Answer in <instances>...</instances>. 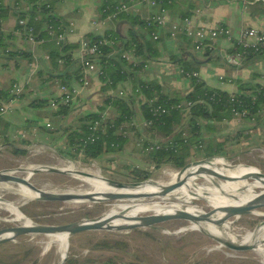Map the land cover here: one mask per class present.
<instances>
[{
  "label": "crops",
  "instance_id": "0c3cea01",
  "mask_svg": "<svg viewBox=\"0 0 264 264\" xmlns=\"http://www.w3.org/2000/svg\"><path fill=\"white\" fill-rule=\"evenodd\" d=\"M32 1L0 0L1 5L9 7L8 15L0 24L1 41L4 44H0V93H2L0 102L5 99L2 98L3 95H8L12 82H19L24 86L23 92L16 97L14 109L0 115V153L16 155L15 149H27L32 145L52 147L56 151L68 149L66 135L78 124V118L85 113L98 111L100 107H103L102 113L105 116L113 115L114 107L106 104L104 98L106 95L118 94L120 89L124 94L130 95L134 109L133 123L143 132L144 118L139 103L144 101L146 96L143 92L136 91L134 81H154L160 85L163 93L184 94L191 89L192 84L190 76L182 70V64L196 69L194 71L197 76L207 85L229 92L236 91L238 89L236 81L248 80L252 71L264 74V54L255 55L246 61L235 52L229 51L232 45L224 36H218L213 45L207 48V52L205 49H195L191 38L180 31L174 35L170 34L171 23L180 22L183 17H189L195 26L224 24L230 28L234 36H237L240 30L249 27L264 32V0H172L162 12L166 18V25L162 27L155 25L152 29L158 33L157 42L152 43L150 48L144 47L142 51L140 50L141 54L133 51L135 46L133 43L148 39L151 32L146 26L139 24L137 19H149L160 11L159 4L132 1L129 10L124 14L108 16L113 5L126 0H83L86 5L84 8L71 3L70 0H42L52 1L56 13L65 19V27H69L65 41L79 42L89 32L99 35L109 32L116 38V46H119L117 49L122 50V55H128V61H133L134 65L141 62V68L131 70L133 72L128 79L104 90L97 64V70L88 73L87 85H82L78 77H75L76 69L81 64L80 45L71 51V58L68 61L64 62L58 58L57 62H54L48 56V42L42 39L30 41L20 33L17 23L18 12L28 10L33 4ZM231 55L236 62L228 59ZM58 74L69 77L70 85L79 89L65 112L50 105L52 98H60L61 93L57 84L61 77ZM258 79L262 80V75ZM36 99H46L47 104L38 105ZM262 111L264 115V108ZM67 115L68 121L62 122V118ZM254 123V119H224L222 122L214 123L216 127L212 130H204L202 135L205 143L215 144L223 141L221 154H224L230 147L232 148L234 142L243 147L248 146V141L254 133H257V137L264 144L262 122L251 129L249 138H243V134L248 131L245 128ZM130 138L132 141L129 151L131 155L141 160L142 156L134 148L135 138L132 134ZM233 149L241 148L238 146ZM110 155L115 153H104V156ZM92 264L100 263L98 261Z\"/></svg>",
  "mask_w": 264,
  "mask_h": 264
},
{
  "label": "rangeland",
  "instance_id": "374dc122",
  "mask_svg": "<svg viewBox=\"0 0 264 264\" xmlns=\"http://www.w3.org/2000/svg\"><path fill=\"white\" fill-rule=\"evenodd\" d=\"M70 2L79 4L83 8L86 6L83 0H70ZM48 116L54 120L51 115ZM62 119V122H65L69 117L67 115ZM131 141L130 138L123 149L115 153V160L111 162L99 158L84 160L81 155L72 157L62 154L52 147L32 145L27 148L25 153L16 155L0 153V169L14 168L19 165L61 167L71 164L74 169H83L92 173L99 172V175L121 181H132L137 179L127 176L130 175L128 174L130 169H127L126 166L135 165L147 167L150 171L149 178L153 177L163 182L169 180L168 172L178 170L168 164L155 168L143 163L137 156L131 155L129 151ZM238 146L241 148L240 150L233 149ZM217 157L225 162L229 161L230 164H236L230 168L242 173L254 169L255 166L264 171V144L257 137V133L250 137L248 146L243 147L234 142L228 152L216 154L212 158ZM196 158L201 157L189 158L187 161ZM238 163L252 165L246 166ZM30 180L37 186L57 191L70 190V188L71 190L87 189L85 181L70 173L39 171L31 174ZM244 180L257 195L263 190L259 186L258 180ZM11 185L8 186L0 182V199L17 204L16 211L19 214L12 216L7 209L0 205V227L24 223L26 221L23 218L49 224L91 219L102 215L109 205L117 200L93 202L24 199L20 191L13 188L15 185ZM207 193L209 194L204 197L193 199V204L201 206L207 212L217 206L245 205L233 202L226 197L227 194H245L237 184H223ZM218 213L227 214V211L218 210L212 214ZM231 216L234 217V219L232 218V227L235 231L240 228H245L253 233L264 231V205L253 208L247 213H236ZM186 224H188V220L174 217L131 229H88L67 235L64 253H66V257L70 255L78 261L74 260L73 264H92L98 261L100 264H264V254L255 251L252 244L249 243L250 247L247 249H233L223 243L220 244L219 240L202 229L176 231ZM46 240L47 236L44 233H24L0 243V264H61L66 257L64 259H62L63 256L62 258L58 257L57 242H51L47 248H44ZM113 240H118V242L112 246L108 243L107 245L97 244V242Z\"/></svg>",
  "mask_w": 264,
  "mask_h": 264
},
{
  "label": "trees",
  "instance_id": "16d2710c",
  "mask_svg": "<svg viewBox=\"0 0 264 264\" xmlns=\"http://www.w3.org/2000/svg\"><path fill=\"white\" fill-rule=\"evenodd\" d=\"M32 2L33 4L28 10L18 12L17 18L22 17L25 19L26 24L32 27L35 38L48 42V56L52 61L57 62L58 58L64 62L68 61L71 58V51L79 47L81 41L55 43L54 38H51L48 34V25L56 31L61 30L66 25L65 19L56 13L52 1L33 0ZM171 2L172 0H156L159 8H165ZM8 13L9 7L0 4V24ZM121 13L124 14V12ZM137 22L146 26L150 32L155 26L151 19H137ZM105 36L113 37L115 43L102 45L101 53L95 59L96 64L99 66L98 75L103 81V90L107 89L108 86L115 87L120 81L128 79L134 70H139L142 66L141 62L134 65L133 61H128L122 55V50L117 49L119 46H116V38L112 33L106 32ZM101 37L99 34L89 32L84 35V40L95 41ZM157 38H153L149 33L148 39L138 41V43L134 41L133 51L141 54L140 50L142 51L144 47L146 49L150 48L152 43L157 42ZM1 39L2 32L0 31V44L4 45ZM115 49H117L116 52ZM244 49L240 43L234 42L229 51L241 54ZM205 50L208 52L207 48ZM263 54L262 52L242 54V57L248 61L255 55ZM151 56L153 57V55ZM182 66L183 71L196 70L185 66V64H182ZM80 67H82L81 64L76 69V78L81 74L82 68ZM261 75L264 78V74L252 71L248 80H237L238 89L234 92L209 86L198 76L190 75L192 87L181 95L163 93L160 85L154 81L135 80L133 86L136 91L143 92L146 96L145 100L139 103L144 118L143 132L133 123L134 109L130 95L124 93L122 95H106L104 101L114 107L115 113L111 116H105L102 113L103 107H100L98 111L81 115L78 118V124L67 132L66 144L68 149H62L59 152L72 157L81 154L84 160L99 158L111 162L114 160L115 155L104 156V153H116L122 150L129 141L130 134H132L135 138L134 148L142 156L141 161L155 168H159L164 164L180 168L189 158L197 156L211 157L215 154H221V143L223 141H218L215 144L205 143L202 135L203 131L212 130L216 127L214 126L216 122L219 123L224 119L233 118V109H245L247 113L243 119L255 120L253 125L245 128L248 131L243 134V138H249L251 129L261 122L264 123L262 111L264 108V81L258 79ZM58 76L61 77L60 82L70 85L69 77L62 74H58ZM1 95L2 93H0ZM7 96L3 95L2 98L6 99ZM154 96L156 97L154 104L158 103L165 107L164 112L156 114L151 111L149 98ZM184 100L191 101L186 109L177 106L178 103ZM36 102L38 105L47 104L46 99H36ZM66 107L67 105L59 104L57 109L65 112ZM96 120L99 121V128H103V131H98L94 139L91 140L87 136L91 132L90 126ZM149 146L152 147L144 150ZM26 150L25 148H19L15 149L14 153H25ZM126 168L130 169L128 173L130 175L127 176L131 178L139 180L150 176L147 167L127 165ZM117 242L118 240L101 241L97 244L107 245L108 243L112 246ZM74 260L78 262L68 255L61 264H73Z\"/></svg>",
  "mask_w": 264,
  "mask_h": 264
},
{
  "label": "bare ground",
  "instance_id": "6f19581e",
  "mask_svg": "<svg viewBox=\"0 0 264 264\" xmlns=\"http://www.w3.org/2000/svg\"><path fill=\"white\" fill-rule=\"evenodd\" d=\"M228 162H225L217 157L212 160L211 164L203 163L199 165H193L186 170V173L188 174H186L183 183L177 186L176 188L172 189L168 193L149 197L131 196L123 199H117L109 205V207L103 212L102 215H106L112 218L111 220H109V222L115 225L127 224L133 221H137L140 216L146 214L171 213L176 215L179 213V211L182 210L189 212L191 217L188 219L179 218L188 220V224H186L184 227L181 226L179 230L176 231H183L187 229H202L220 239H227L235 243H250L254 246L255 251H257L259 254H264V231H258V233H253L245 228H240L239 230L235 231V229L232 227V218L234 219V217L229 216L226 213L212 214L218 210L227 211L226 208L228 206H217L216 208H211L209 212H207L205 211L206 209L204 210L201 206L193 204V199L208 195L209 193L207 192H209L211 189L223 184L231 183L239 185L245 193L244 195L227 194L226 197L231 201L236 203H242L245 205H249L256 202H264V197L257 198L258 195L253 189H251L246 184L244 179H237L235 177L223 179L215 175L216 171H223L227 174L233 175H238L242 173L230 168V166H227ZM61 168L74 170L71 164H66V166H61ZM98 173H94V176H83L74 174L76 176H79L83 181H85L87 185L86 190L80 189L78 191L111 189L108 187V185L101 181V179L98 178ZM168 174L169 180H167L166 182H171L174 179L181 177L185 173H179L178 170H176L170 171L168 172ZM166 182L152 177L149 181L137 184L133 187L122 188L121 190L131 193L153 191L157 189V185ZM4 184L12 186L11 184ZM14 185L15 186L13 188L20 191L24 199H30L32 196H34V193L29 190L25 185ZM259 186L264 189V186ZM206 190L208 191L204 192ZM0 205L3 208L7 209L12 214V216L18 213L16 211L18 206L13 202H6L0 200ZM23 219L26 221L24 223L27 225L34 224V222L31 220H28L26 218ZM11 234H14V231H4L0 234V239L4 236H8ZM44 234L47 236L46 245L44 246V248H47L51 242L55 241L57 242L58 257H64L66 255L64 251L67 242V232L60 230H52L51 232ZM219 243L221 244V241H219Z\"/></svg>",
  "mask_w": 264,
  "mask_h": 264
},
{
  "label": "water",
  "instance_id": "95a60500",
  "mask_svg": "<svg viewBox=\"0 0 264 264\" xmlns=\"http://www.w3.org/2000/svg\"><path fill=\"white\" fill-rule=\"evenodd\" d=\"M214 156V155H213ZM213 156L209 157H201L196 158L190 161H187L182 167L178 168V172L185 174L181 177H178L174 179L171 182H166L157 185V189L153 191H144L139 193H131L127 191H122V188H128L133 187L137 184L144 183L146 181H149L151 178H145V179H139V180H132V181H121L117 179H113L107 176L98 175V178L101 179L106 185H108L109 190H88V191H78V190H51V189H45L40 186H37L30 180V176L33 173L39 172V171H53V172H60V173H70V174H77V175H83V176H94V173H91L89 171L83 170V169H67V168H61L56 167L52 165H37V166H17L14 168H2L0 169V182L1 183H7V184H21L25 185L29 190H31L34 193V196L31 197V199L36 200H43V201H67V200H77V201H108V200H114V199H123L126 197L131 196H140V197H149V196H156V195H162L166 194L172 189L176 188L177 186L181 185L184 181V178L186 176L187 169L193 165H199L203 163L211 164L213 160ZM238 164H244L246 166L252 165L247 163H238ZM236 164H230L228 163L227 166H233ZM255 166V165H253ZM216 176L226 179L229 177H235L237 179H256L258 180L259 184L261 186H264V171L261 170L258 166H255L254 169L246 171L244 173L233 175V174H227L223 171L219 172L216 171ZM264 197V189L258 193L257 198ZM2 200V199H0ZM264 205V202H256L249 205H233L228 206L227 209V215L231 216L233 214H243L249 212L252 208H257L259 206ZM185 218L188 219L191 217L189 212L186 211H179L178 214H171V213H162V214H146L143 216H140V218L137 221H133L131 223L127 224H111L109 220L112 218L106 216V215H100L95 218L91 219H83L80 221H73L63 224H49V223H41L34 221V224L27 225L25 223H17L13 225H6L3 227H0V234L7 230L14 231V234L4 236L0 239V243L6 242L10 239H13L15 236L24 234V233H48L52 230H60L67 232V235H71L77 232H81L88 229H98V228H106V229H131L133 227L137 226H148L156 222H160L163 220H167L170 218ZM210 234V233H209ZM212 235V234H210ZM217 240L221 241L224 245L227 247L233 248V249H247L250 247L249 244L245 243H235L232 241H229L227 239H220L214 235H212ZM66 255L62 258L64 259Z\"/></svg>",
  "mask_w": 264,
  "mask_h": 264
},
{
  "label": "built area",
  "instance_id": "2783aa9c",
  "mask_svg": "<svg viewBox=\"0 0 264 264\" xmlns=\"http://www.w3.org/2000/svg\"><path fill=\"white\" fill-rule=\"evenodd\" d=\"M142 2L147 1L150 4H155L156 0H126L121 1L119 3H116L113 5V7L110 8V12L108 13V16H114L121 12H126L130 8V2ZM163 8H160V11L153 14L149 19H151L152 22L155 23L157 26H165L166 25V18L164 16ZM17 23L19 25V31L22 33L27 39L30 41H36L38 40L35 38L34 34L32 33V27L27 25L25 22V19L22 17H19L17 19ZM94 23L96 21L94 20ZM69 31V27L66 26L62 28L61 30L56 31L52 26L48 25V32L51 36V38H54L56 43H59L61 41H65L66 34ZM182 32L189 38H191L193 42V47L195 49H206L213 45L215 39L218 36H224L231 45L234 44V42L240 43L245 49L243 50V53H237L236 55L241 56L242 54H250V53H257L262 52L264 53V32L261 30H258L254 27L245 28L239 31L237 36H234L231 32L230 28L224 24H218L215 26H204V25H197L195 26L189 17H183L180 22H173L171 23L170 28V34L174 35L177 32ZM150 35L153 38L158 37V33L155 31H152ZM102 37L99 39H96L95 41H85L84 39L81 40L80 43V51H81V57L80 62L82 66V71L80 76L78 77L80 83L82 85H87L89 83L88 80V73L91 71L97 70V65L95 63L96 56L101 53V47L102 45H112L115 43V39L110 36L101 35ZM251 40H248V39ZM128 58V55H123ZM230 61L236 62L235 58H233V55H231L228 58ZM186 74L188 76L190 75H196V71H186ZM264 81V78L261 80ZM58 88L60 90V98L55 99L52 98L50 100V105L53 107H58L59 104L63 105H69L70 101L73 99L74 95L78 93L79 89L75 86H71L66 83L59 82ZM24 90L23 84H20L19 82H12L10 88H9V94L6 99H4L0 103V115L11 111L15 107L16 97L20 95ZM234 92V91H232ZM124 93L123 90H119L118 94L122 95ZM156 97L149 98V103L151 105V111L153 113L159 114L161 112L165 111V107H163L161 104H154ZM59 102V103H58ZM191 104V101L184 100L181 103H178V107L187 108ZM233 118L236 120H242L244 115L247 113L245 109L239 110V109H233ZM49 125V123H47ZM99 121H95L91 126V132L87 136L88 139H94V137L97 135L98 131H103V128H99ZM22 135L24 133L22 132ZM152 146L146 147L144 150H147L148 148H151ZM81 155V154H80Z\"/></svg>",
  "mask_w": 264,
  "mask_h": 264
}]
</instances>
